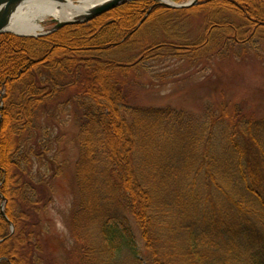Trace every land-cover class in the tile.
<instances>
[{
	"label": "trees",
	"instance_id": "1",
	"mask_svg": "<svg viewBox=\"0 0 264 264\" xmlns=\"http://www.w3.org/2000/svg\"><path fill=\"white\" fill-rule=\"evenodd\" d=\"M246 1L177 10L132 0L41 37L0 34V264L47 263L32 214L61 173L54 132L67 113L78 130L69 219L78 264H110L122 251L144 264L138 242L150 264H236L241 245H259L264 122L238 105L194 118L127 100L148 62L264 47V0ZM192 17L202 20L190 38Z\"/></svg>",
	"mask_w": 264,
	"mask_h": 264
},
{
	"label": "rangeland",
	"instance_id": "2",
	"mask_svg": "<svg viewBox=\"0 0 264 264\" xmlns=\"http://www.w3.org/2000/svg\"><path fill=\"white\" fill-rule=\"evenodd\" d=\"M70 1L76 4L79 0ZM245 2L249 4L248 1ZM50 19L47 18L40 24L43 32L53 27ZM201 20L202 18L192 17L188 21L190 38L198 35ZM255 51L242 49L238 55H211L210 58L187 64L171 57L163 61L148 62L145 65L146 73H141L136 80L130 79L127 100L142 107H169L194 118L203 117L208 108L219 110L222 105H238L246 117L257 119L261 124L264 122V47L258 48L256 45ZM62 117L64 125L54 132V137L60 139L56 146L55 161L61 165V173L48 186V204L41 213L32 214L33 227L40 233L46 264H78L73 254L75 248L76 251L78 248L69 225L70 213L77 199L74 166L79 153L78 130L68 113ZM50 155L53 156L54 153L50 152ZM41 190H46V187ZM3 204L5 206V202ZM253 222L262 228L264 237V221ZM1 225L3 227L4 224L1 222ZM243 246L244 244L235 253L236 264H247L257 252L264 261V238L257 247L248 245L244 249ZM137 248L143 255V263L150 264L141 242H138ZM115 257L110 264H136L128 252L122 251Z\"/></svg>",
	"mask_w": 264,
	"mask_h": 264
},
{
	"label": "water",
	"instance_id": "3",
	"mask_svg": "<svg viewBox=\"0 0 264 264\" xmlns=\"http://www.w3.org/2000/svg\"><path fill=\"white\" fill-rule=\"evenodd\" d=\"M31 1L33 0H0V34L8 33V34H12L18 37H28V38L41 37L43 35L57 31L65 26L89 23L92 20L96 19L97 17H100L116 9L120 5H123L132 0H106L101 4L90 8L84 14L72 20L58 21L52 18L50 22L54 25L51 28V30L47 32H43V29L40 28L39 32H36L35 34H24V33H18V32L16 33L15 31L11 30L12 19L18 13V11L21 8H23V6H25ZM52 1L58 2L61 4L69 3L68 0H52ZM81 1L82 0H79L76 4H78ZM156 1H159L160 4H162L163 6L169 9H177V10L191 8L194 5H196L198 2V0H190L184 4H175L169 0H156ZM40 23H43V21L41 20Z\"/></svg>",
	"mask_w": 264,
	"mask_h": 264
},
{
	"label": "bare ground",
	"instance_id": "4",
	"mask_svg": "<svg viewBox=\"0 0 264 264\" xmlns=\"http://www.w3.org/2000/svg\"><path fill=\"white\" fill-rule=\"evenodd\" d=\"M104 1L106 0H82L74 4L69 0V3L61 4L52 0H33L23 6L14 16L11 30L16 33L35 34L41 28L38 23L41 20L45 21L47 18H54L58 21L72 20Z\"/></svg>",
	"mask_w": 264,
	"mask_h": 264
}]
</instances>
